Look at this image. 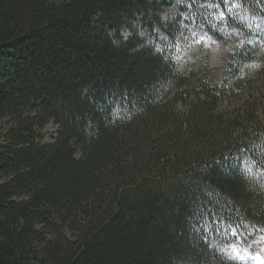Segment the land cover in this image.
<instances>
[{"label":"trees","instance_id":"1","mask_svg":"<svg viewBox=\"0 0 264 264\" xmlns=\"http://www.w3.org/2000/svg\"><path fill=\"white\" fill-rule=\"evenodd\" d=\"M168 4L0 0V264H228L213 221H264L241 167L264 178V67L249 75L256 51L232 38L221 62L182 69ZM139 15L155 48L119 32Z\"/></svg>","mask_w":264,"mask_h":264},{"label":"rangeland","instance_id":"2","mask_svg":"<svg viewBox=\"0 0 264 264\" xmlns=\"http://www.w3.org/2000/svg\"><path fill=\"white\" fill-rule=\"evenodd\" d=\"M169 1V0H167ZM178 3H185V0H173ZM157 4L162 3V0H156ZM210 4V6H207ZM194 8V15L197 18V22L195 25L189 26L187 23L181 24L182 31L178 35V40L181 43H184L185 47H179L178 52L176 53L179 58H186L187 57V48H190V50L193 49L194 46H199L202 39H203V30L201 29V23L199 22V16H198V10L195 8V5H199L200 7H204V11L213 16L211 13V9L214 7V1L213 0H193L192 3H190ZM155 4L151 7H149V10L147 12V16H153L155 13L153 12ZM175 8L174 7H163L161 14L165 19H173L175 15ZM185 17H188V11L184 14ZM141 16H137L136 18L129 20L126 22L119 30L122 38H129L134 35L139 36L140 38H144L146 40H152L153 32L150 28V25H145L144 21H141ZM264 22L259 21L253 28V36L251 37L250 41L251 43L256 44L257 50H258V60L256 62L247 63L244 65L245 71H250L249 75H254L255 70H262L263 68L260 67L262 65V58L264 57ZM160 31H155V34H160ZM113 34V33H112ZM223 43V42H222ZM145 44H149L148 42H145ZM225 44V43H223ZM224 46V45H223ZM222 46V47H223ZM222 47H218L215 49H212L211 52L205 54L207 58L214 63L221 62L225 57V49H222ZM199 49L202 51L205 49V47H199ZM200 52V51H199ZM196 57H199L197 52L195 53ZM187 67L189 65L187 64ZM185 68V67H184ZM237 77L232 78V80H236ZM56 125L49 124L46 127V131L48 134L55 132ZM47 134V135H48ZM230 258L237 261V262H246L247 255L243 250H240L239 248H232ZM261 262L260 258H257L256 261H251L250 264H259Z\"/></svg>","mask_w":264,"mask_h":264},{"label":"bare ground","instance_id":"3","mask_svg":"<svg viewBox=\"0 0 264 264\" xmlns=\"http://www.w3.org/2000/svg\"><path fill=\"white\" fill-rule=\"evenodd\" d=\"M196 52H197L198 56H200L203 53V51H200L199 52L197 49H192V50H187V57L185 59L184 58H179L177 56V54H174V56L177 57L178 60H179V62H181L183 65H187V64L189 65L190 63H193V62H197L198 61V58L199 57H196V55H195ZM244 70H245V68H244ZM256 71L257 70H255L254 73H256ZM243 74L244 73H242L240 75V77H243Z\"/></svg>","mask_w":264,"mask_h":264}]
</instances>
